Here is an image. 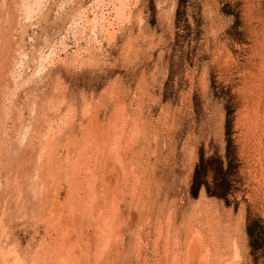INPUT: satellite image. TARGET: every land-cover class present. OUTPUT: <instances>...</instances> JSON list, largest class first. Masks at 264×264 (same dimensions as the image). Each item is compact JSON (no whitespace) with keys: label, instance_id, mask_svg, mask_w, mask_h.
I'll return each mask as SVG.
<instances>
[{"label":"rangeland","instance_id":"obj_1","mask_svg":"<svg viewBox=\"0 0 264 264\" xmlns=\"http://www.w3.org/2000/svg\"><path fill=\"white\" fill-rule=\"evenodd\" d=\"M0 264H264V0H0Z\"/></svg>","mask_w":264,"mask_h":264},{"label":"trees","instance_id":"obj_2","mask_svg":"<svg viewBox=\"0 0 264 264\" xmlns=\"http://www.w3.org/2000/svg\"><path fill=\"white\" fill-rule=\"evenodd\" d=\"M198 165L196 166L194 172H193V182H192V185L195 186L196 188L199 187V183H198V180L196 178V176L198 175Z\"/></svg>","mask_w":264,"mask_h":264},{"label":"bare ground","instance_id":"obj_3","mask_svg":"<svg viewBox=\"0 0 264 264\" xmlns=\"http://www.w3.org/2000/svg\"><path fill=\"white\" fill-rule=\"evenodd\" d=\"M116 138V137H115ZM90 150V149H89ZM131 191V190H130ZM94 200V199H93ZM112 207V206H111ZM91 214V213H90ZM102 218V217H101ZM162 230V229H161ZM64 232V231H63ZM225 251V250H224ZM202 259V258H201ZM206 262V261H205Z\"/></svg>","mask_w":264,"mask_h":264}]
</instances>
